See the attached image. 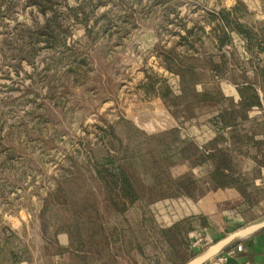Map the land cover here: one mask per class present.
Here are the masks:
<instances>
[{
    "label": "rangeland",
    "instance_id": "obj_1",
    "mask_svg": "<svg viewBox=\"0 0 264 264\" xmlns=\"http://www.w3.org/2000/svg\"><path fill=\"white\" fill-rule=\"evenodd\" d=\"M263 68L264 0H0V264H183L203 250L214 240L163 237L176 202L115 213L101 179L121 162L137 191L168 193L172 163L170 176L197 178L196 195L223 184L207 182L209 165L178 163L171 135L149 139L182 131L143 84L163 80L170 104L191 106L199 86L264 79Z\"/></svg>",
    "mask_w": 264,
    "mask_h": 264
},
{
    "label": "crops",
    "instance_id": "obj_2",
    "mask_svg": "<svg viewBox=\"0 0 264 264\" xmlns=\"http://www.w3.org/2000/svg\"><path fill=\"white\" fill-rule=\"evenodd\" d=\"M215 85L218 86L215 92L209 93L199 86L191 106L190 101L188 105L163 101L160 108L166 119L170 115L180 123L183 137L189 135L200 148L207 145L209 151L223 152L229 165L224 183L211 188L198 200L179 196L152 203L176 202L180 213L166 226L180 225L183 217L191 218V228L180 233L186 231L190 240L196 238L200 244L215 241L264 214V79L220 81ZM248 90L251 92L245 93ZM163 127L166 126L148 132L157 133ZM239 245L240 249L237 245L232 247L228 264L244 260L264 264V228Z\"/></svg>",
    "mask_w": 264,
    "mask_h": 264
},
{
    "label": "trees",
    "instance_id": "obj_3",
    "mask_svg": "<svg viewBox=\"0 0 264 264\" xmlns=\"http://www.w3.org/2000/svg\"><path fill=\"white\" fill-rule=\"evenodd\" d=\"M237 30H241V26L237 28ZM187 33H189V30H187ZM246 36V40L249 42L250 39V33L248 31L243 32ZM219 40L217 42V46L221 48L227 41V32H224L221 34V36H218ZM181 38L188 39L191 38L190 36L182 35ZM195 43V40H192L191 42H187L186 48L193 47ZM223 63V62H222ZM213 69L215 71H220L221 64H213ZM169 67V66H168ZM260 75L264 76V68L260 69ZM183 77V71L180 74V77ZM161 82L163 80L155 79L153 78L150 82H146L143 84V90L146 94H157L162 101H164L166 104H170V102H174V99H170L168 95H170V90L168 86L161 85ZM160 83V84H159ZM160 87H164L161 92H159L157 89ZM158 92V93H157ZM195 97L198 96L197 93L194 92L193 94ZM224 118H222V122H224ZM167 135H171L173 139L179 140L181 143V146L177 149V156H178V163H187L189 165L192 164H203V165H209L210 171L208 172V177L205 179L207 182L213 183V181L220 180L221 183H224V178L227 173V170L229 168V165L225 162L224 153L220 151H206L204 149H201L198 147V145L190 138H185L181 135V132L174 127L171 128H165L161 130L160 132L150 134L148 137L151 140H162ZM171 155V154H170ZM180 160V161H179ZM154 165H157V162L155 161L152 163ZM172 163H167V175L168 178H165V184L164 188L168 187L171 191L168 193L161 192V193H153L151 191L148 192H139L137 191V185L134 184L135 177L132 174V171H128L127 168L120 162L119 164H116L117 174L101 179L103 182V196L102 201L107 209H109L112 212L122 214L124 213L130 206H132L136 202H140L141 204L150 205L157 201L158 199H165V198H172V197H189V198H196L198 196H202L204 193H206L208 190L214 187H209L207 190H205L200 195H196L191 188H194V184L197 181V178L195 176L183 174L178 176H170L169 175V169L172 167ZM157 167V166H156ZM160 175V174H159ZM153 183L151 186H158L160 184L161 189H163V179L160 178H153ZM207 182L205 184H207ZM210 185V184H209ZM190 219L188 217H183L181 219L180 225L175 224L172 227H168L165 230L162 231V235L165 239L171 240L170 238H175L176 235H178L179 231L184 229H190ZM78 245L82 247L83 241H78ZM174 242H170V245L174 246ZM174 252L176 249H173ZM79 259L83 261L84 264H91V261H88L87 256H79ZM188 259L185 260V262ZM101 264V263H100ZM105 264V263H104Z\"/></svg>",
    "mask_w": 264,
    "mask_h": 264
},
{
    "label": "water",
    "instance_id": "obj_4",
    "mask_svg": "<svg viewBox=\"0 0 264 264\" xmlns=\"http://www.w3.org/2000/svg\"><path fill=\"white\" fill-rule=\"evenodd\" d=\"M264 228V214L251 219L228 232L224 236L209 243L203 250L192 256L183 264H204L213 256L239 244L246 237Z\"/></svg>",
    "mask_w": 264,
    "mask_h": 264
},
{
    "label": "built area",
    "instance_id": "obj_5",
    "mask_svg": "<svg viewBox=\"0 0 264 264\" xmlns=\"http://www.w3.org/2000/svg\"><path fill=\"white\" fill-rule=\"evenodd\" d=\"M199 242H200V240L196 239L192 245L193 246L198 245ZM237 248L240 249L241 246L239 244H237ZM232 254H233V250H232V248H229V249L213 256L208 261H206L204 264H228ZM239 264H261V263H257V262H253V261H249V260H244V261H241Z\"/></svg>",
    "mask_w": 264,
    "mask_h": 264
}]
</instances>
